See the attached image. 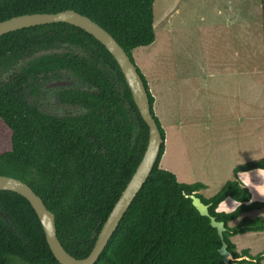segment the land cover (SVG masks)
I'll use <instances>...</instances> for the list:
<instances>
[{
    "label": "trees",
    "instance_id": "1",
    "mask_svg": "<svg viewBox=\"0 0 264 264\" xmlns=\"http://www.w3.org/2000/svg\"><path fill=\"white\" fill-rule=\"evenodd\" d=\"M155 1L0 0V22L74 10L108 31L135 62L133 51L156 40ZM41 50L61 53L24 61ZM21 60L26 63L18 67ZM63 72L75 76L72 86L54 90L65 116L30 103L31 95L47 100L45 84L64 80ZM139 73L166 140L154 113L155 98ZM0 127L9 135L5 140L0 132V175L27 183L55 215L64 248L78 259L88 257L149 138V127L115 58L92 35L67 23L1 36ZM165 150L164 143L151 176L96 264H263L264 251L257 256L249 249L239 252L233 238L264 232V218L231 223L264 209V202L253 201L250 189L238 182V173L264 168V158L238 165L235 179L206 198L201 195L205 184L181 183L161 167ZM193 194L225 223L223 239L210 218L194 207ZM229 199H239L241 207L232 214L217 213L219 203ZM228 254L234 259L228 260ZM0 264H60L29 201L10 191H0Z\"/></svg>",
    "mask_w": 264,
    "mask_h": 264
},
{
    "label": "rangeland",
    "instance_id": "2",
    "mask_svg": "<svg viewBox=\"0 0 264 264\" xmlns=\"http://www.w3.org/2000/svg\"><path fill=\"white\" fill-rule=\"evenodd\" d=\"M154 15L156 40L133 58L166 132L161 167L181 183L205 184L201 195L211 198L235 179L238 165L264 158V0H156ZM62 75L75 81L71 72ZM48 91L50 107L41 111L65 116L57 93ZM249 173L253 184L261 183ZM250 191L253 201L264 202ZM243 218H264V209L231 226ZM233 242L257 256L264 232Z\"/></svg>",
    "mask_w": 264,
    "mask_h": 264
},
{
    "label": "water",
    "instance_id": "3",
    "mask_svg": "<svg viewBox=\"0 0 264 264\" xmlns=\"http://www.w3.org/2000/svg\"><path fill=\"white\" fill-rule=\"evenodd\" d=\"M53 23H67L84 30L103 44L115 58L131 90L133 100L141 117L149 127L147 147L134 175L104 223L93 250L89 256L84 259H78L72 256L64 248L58 238L55 215L47 208L42 198L38 196L27 183L16 178L0 175V191L17 193L29 201L43 226L47 243L60 264H96L119 227L125 214L136 199L138 193L142 190L143 186L151 176L154 167L160 158L165 139L163 138L160 127L152 113L149 93L135 62L132 61L131 57L118 41L91 18L74 10H66L55 14L41 13L21 15L0 22V37L18 30ZM73 84L72 81H56L50 84L49 87L71 86ZM191 198L194 207L202 216L210 218L211 226L217 229L219 235L223 239L224 233L227 230L225 223L218 221L215 217L211 216L210 205L205 204L201 198L194 194ZM226 247L227 245L224 243L223 249H226ZM227 259L233 260L234 258L231 254H228Z\"/></svg>",
    "mask_w": 264,
    "mask_h": 264
},
{
    "label": "clouds",
    "instance_id": "4",
    "mask_svg": "<svg viewBox=\"0 0 264 264\" xmlns=\"http://www.w3.org/2000/svg\"><path fill=\"white\" fill-rule=\"evenodd\" d=\"M255 174L257 177L260 178L261 183L253 184L252 179H251L252 174L249 172L238 173V177H239L238 182L240 183L241 187L254 189L255 193H257L261 198H264V168L257 169L255 171ZM240 207H241V202L239 199H233L231 202V206H229V204L226 200H222L219 203V205L217 206L216 212L217 213L223 212L226 214H232V213L236 212Z\"/></svg>",
    "mask_w": 264,
    "mask_h": 264
},
{
    "label": "flooded vegetation",
    "instance_id": "5",
    "mask_svg": "<svg viewBox=\"0 0 264 264\" xmlns=\"http://www.w3.org/2000/svg\"><path fill=\"white\" fill-rule=\"evenodd\" d=\"M49 53H52V54H58V53H61V50H41L39 52H36L34 53L33 55H30L28 57H26V60L24 61H29L30 59H34V58H40L41 56H44L45 54H49ZM26 62H23V60L20 61V63L18 64V67H20L21 65L23 66ZM17 67V68H18ZM64 73V72H63ZM62 73V74H63ZM4 77H8V74H5ZM64 77V76H63ZM57 81H69L67 78L65 79L64 77V80H57ZM56 81H53V82H49L48 84H45V89L46 90H49V89H52V90H55V89H58V88H63V87H69V86H56V87H49L50 84L54 83ZM72 86V85H71ZM42 96V95H41ZM39 96H33L31 95V99L29 98V101L30 103L32 104H35L36 106H38L40 109H45L46 107H50L48 106L47 104H50L49 103V99L47 97V100H43V99H40ZM58 97V95H57ZM33 98V99H32ZM51 102V100H50ZM62 105V104H61ZM62 110V109H61Z\"/></svg>",
    "mask_w": 264,
    "mask_h": 264
},
{
    "label": "crops",
    "instance_id": "6",
    "mask_svg": "<svg viewBox=\"0 0 264 264\" xmlns=\"http://www.w3.org/2000/svg\"><path fill=\"white\" fill-rule=\"evenodd\" d=\"M256 171V170H255ZM251 172H253V171H251Z\"/></svg>",
    "mask_w": 264,
    "mask_h": 264
}]
</instances>
